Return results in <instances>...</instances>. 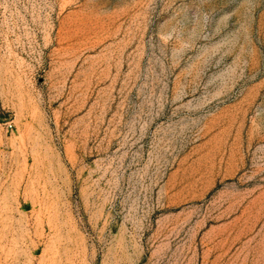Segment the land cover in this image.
<instances>
[{
	"label": "rangeland",
	"instance_id": "obj_1",
	"mask_svg": "<svg viewBox=\"0 0 264 264\" xmlns=\"http://www.w3.org/2000/svg\"><path fill=\"white\" fill-rule=\"evenodd\" d=\"M0 264H264V0H0Z\"/></svg>",
	"mask_w": 264,
	"mask_h": 264
}]
</instances>
